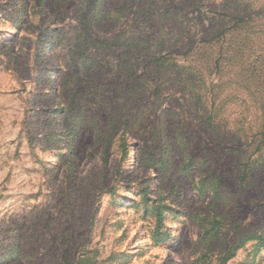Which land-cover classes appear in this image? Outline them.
I'll list each match as a JSON object with an SVG mask.
<instances>
[{"label": "rangeland", "instance_id": "374dc122", "mask_svg": "<svg viewBox=\"0 0 264 264\" xmlns=\"http://www.w3.org/2000/svg\"><path fill=\"white\" fill-rule=\"evenodd\" d=\"M258 236L264 0H0V264H264Z\"/></svg>", "mask_w": 264, "mask_h": 264}, {"label": "trees", "instance_id": "16d2710c", "mask_svg": "<svg viewBox=\"0 0 264 264\" xmlns=\"http://www.w3.org/2000/svg\"><path fill=\"white\" fill-rule=\"evenodd\" d=\"M235 7H238V6H235ZM237 11H239L238 8H235V10H233V12H231V14L230 13H226V14L220 15L221 18H222L221 19V23L224 26H227L226 27L227 30H224V32L225 31H227V32L229 31L228 34H230V35H231V33L240 31V29L243 28V25H245L246 22L249 21L248 18L242 17L241 14H240V12H237ZM110 13L111 14H117L118 15L120 13V9L114 8L113 10L110 11ZM224 32H223V34H224ZM139 42H138V44H139ZM141 43H142V40H141ZM146 43H148V45L151 46V47H158V45H159V43L156 40H153L152 42L151 41L150 42L148 41ZM160 59L161 58H156L155 59V62L162 63ZM121 141H122V144L121 145H124V140H121ZM256 160H257V158H254L251 161L247 159L245 162H242L241 163L242 172H241V175L239 176V179H244L247 176L248 171H249L251 165L254 166L255 164L258 163ZM249 161H250L251 164H249ZM188 163L190 165L192 163V161L190 162V159H189L187 161V164ZM195 187L198 190L201 189L199 186H195ZM157 217H158L157 219L161 223V221H160V213L157 215ZM204 223H205V227H206L205 234L207 236L209 234H217L221 230V228L223 227V225H224L222 222H220L216 218H213L211 220L210 219H205L204 220ZM257 239H259V241L264 240V238L262 236H258ZM243 243L244 242L239 241V242H237L236 245L232 246L230 249L221 251L220 254L223 255V257H221V256H219V257L222 258V260H221L222 261V264H224L225 261H227V259H230L232 257V255H233V253L236 250H238L239 248L243 247ZM257 243L263 244L264 242H257ZM228 253H230L229 256L227 255ZM220 264H221V262H220Z\"/></svg>", "mask_w": 264, "mask_h": 264}]
</instances>
